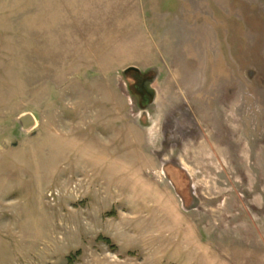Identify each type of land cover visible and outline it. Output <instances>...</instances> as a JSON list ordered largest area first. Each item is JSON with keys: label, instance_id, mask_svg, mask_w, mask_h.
<instances>
[{"label": "rangeland", "instance_id": "rangeland-1", "mask_svg": "<svg viewBox=\"0 0 264 264\" xmlns=\"http://www.w3.org/2000/svg\"><path fill=\"white\" fill-rule=\"evenodd\" d=\"M0 264H264V0H0Z\"/></svg>", "mask_w": 264, "mask_h": 264}, {"label": "flooded vegetation", "instance_id": "flooded-vegetation-1", "mask_svg": "<svg viewBox=\"0 0 264 264\" xmlns=\"http://www.w3.org/2000/svg\"><path fill=\"white\" fill-rule=\"evenodd\" d=\"M141 77V75H140ZM138 79H142L143 77ZM138 79L135 80V88L139 91L140 97L142 98V102H149L151 98L155 95V90L154 88L151 87L152 80L149 78H145L142 81H139Z\"/></svg>", "mask_w": 264, "mask_h": 264}, {"label": "water", "instance_id": "water-1", "mask_svg": "<svg viewBox=\"0 0 264 264\" xmlns=\"http://www.w3.org/2000/svg\"><path fill=\"white\" fill-rule=\"evenodd\" d=\"M129 69H136L135 67H130ZM19 122L24 130H29L34 128L37 124L36 117L32 113H25L19 118Z\"/></svg>", "mask_w": 264, "mask_h": 264}]
</instances>
